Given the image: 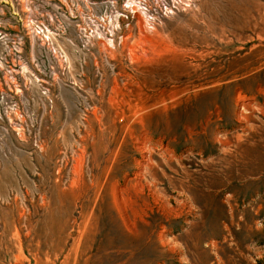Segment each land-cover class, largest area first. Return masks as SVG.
Here are the masks:
<instances>
[{"label":"rangeland","instance_id":"1","mask_svg":"<svg viewBox=\"0 0 264 264\" xmlns=\"http://www.w3.org/2000/svg\"><path fill=\"white\" fill-rule=\"evenodd\" d=\"M0 264H264V0H0Z\"/></svg>","mask_w":264,"mask_h":264}]
</instances>
